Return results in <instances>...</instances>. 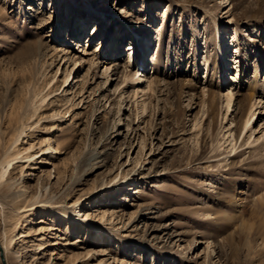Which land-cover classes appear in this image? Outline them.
Segmentation results:
<instances>
[{"label":"rangeland","instance_id":"374dc122","mask_svg":"<svg viewBox=\"0 0 264 264\" xmlns=\"http://www.w3.org/2000/svg\"><path fill=\"white\" fill-rule=\"evenodd\" d=\"M263 131L264 0H0V259L41 232L10 264H264Z\"/></svg>","mask_w":264,"mask_h":264},{"label":"bare ground","instance_id":"6f19581e","mask_svg":"<svg viewBox=\"0 0 264 264\" xmlns=\"http://www.w3.org/2000/svg\"><path fill=\"white\" fill-rule=\"evenodd\" d=\"M65 15L68 17V18H71V16H72V14H71V11L68 9V7H66L65 8ZM96 15H98L99 17H98V19H96V21H95V23L97 22L98 23V26L97 27H95V29L94 30H96L95 32H99V27H100V25H101V21H103V20H106L107 19V17H106V15L105 14H103V13H96ZM63 24H65V26H64V28H68L69 27V22L67 21V22H65V23H63ZM62 24V25H63ZM95 26V25H94ZM105 28V27H104ZM112 30L113 29H111V31L109 32V37H108V39H107V46L109 47V49H108V51L106 52L107 53V55H108V53L109 52H111L112 53V50H114V49H116L117 47H118V45H115L114 43V41H112V39H114V37L112 36L111 37V32H112ZM80 32V31H79ZM94 32V31H93ZM94 32V33H95ZM114 32V36L115 35H117L118 34V32H116L115 33V31H113ZM71 33V32H70ZM70 33H69V35H70ZM138 33V32H137ZM137 33H135V35L134 36H132L133 38H132V41H133V43L134 44H136V45H134L133 43H131V44H129V45H127V46H129V47H127V49L124 51V53H126L127 51H128V53L129 54H126L127 55V58H126V63H129L132 59H133V56L135 57L136 55H137V53H139L140 52V48L142 49V50H146L147 51V49L148 50H150V45H151V39L153 38V36H154V34L152 35V37L150 38V41H148L147 40V37H145V39L146 40H143V41H140L138 38H144L141 34H139L138 33V35H137ZM156 33V32H155ZM233 33V32H232ZM100 34L101 35H103V30H101V32H100ZM96 35H98V34H96ZM96 35H92V33H91V36L92 37H95ZM105 35V34H104ZM231 35V34H230ZM78 36H80V35H78V34H74V37H78ZM89 36V35H88ZM121 37V36H120ZM118 39H119V36L117 37ZM121 39V38H120ZM230 39H232V42L231 43H229L230 45L229 46H231L232 44H233V41H234V39H235V36H233V34H232V37H230ZM73 40V39H72ZM91 40V39H90ZM123 41V40H122ZM140 41V42H139ZM79 45V43H77L76 44V46H78ZM228 46V47H229ZM105 48V47H104ZM104 48H103V50H104ZM230 48V47H229ZM145 51V52H146ZM144 51L142 52L143 54L145 53ZM106 55V56H107ZM112 55L111 54H109V56L108 57H111ZM236 60V59H235ZM113 64H115V66H117V64H116V62H114ZM111 64H108V65H106V66H110ZM120 65V64H119ZM118 65V66H119ZM108 67L107 68H105V72H107L108 71ZM232 68V67H231ZM234 70L235 71H237V75H238V66H237V62H235V64H234ZM118 68L117 67H115L114 68V70H117ZM231 70H233V68L231 69ZM227 74V73H226ZM226 74H225V76L224 77H226ZM237 75L234 77V78H232V77H227V80H225V82H227L228 81V83L231 81V82H233V81H236V79H237ZM229 76V75H228ZM222 79H223V77H222ZM50 94V93H49ZM49 94H47V95H49ZM46 95V96H47ZM45 96V97H46ZM208 97L210 98H214L215 97V95H214V93L212 92V91H210V92H208ZM238 97V96H237ZM239 97H242V95H240ZM225 99H226V109L227 110H229V108H230V102H231V99H232V94L229 92V90L227 91V94L225 95ZM46 100L43 98L41 101H40V104L38 105V108H40L41 107V105L45 102ZM33 110H37V108L35 109V108H33ZM20 108L18 107L17 108V110H15L14 111V113L12 114V116H10L9 117V119H8V121H7V123H8V129H11L12 130V136H13V138H12V140H13V145L15 144V143H17V141H18V139H19V137L23 134V131H24V128H25V126H23V124H20V122H21V117H20ZM34 115V114H33ZM250 120H249V118L247 119H245V120H242V122L240 123V127H239V130H238V136L240 135V133H244L247 129H248V126L250 125ZM263 133H264V131H263ZM1 136H3V134H1L0 133V139H2V137ZM263 138H264V135H263ZM231 150H233V151H235V149L234 148H232ZM19 155H20V153H17V154H15L14 156H12V157H5V158H3L1 161H0V185L2 186V187H4L5 188V195L8 197V198H10L11 200H14L17 196H14L13 194H12V189H13V187L15 186L14 185V182L11 180V177H10V175H11V170H13V165H15V164H17L18 163V161H20L22 158L21 157H19ZM7 156H9V155H7ZM41 199V196H39V195H35V196H33L32 198H31V202H33V204H37L38 203V200H40ZM26 210H25V207H18V208H16L15 210H14V212L16 213V214H21V213H24ZM62 214L63 215H67L68 214V212H67V210L66 209H63V212H62ZM34 215H32V216H30V218H29V220L31 221V223L30 224H28V225H26V226H31L33 223V221H34V219H32V217H33ZM90 224V223H89ZM34 225V224H33ZM51 228H49L48 230H50ZM96 230H100V229H98V228H96ZM101 231V230H100ZM102 232V231H101ZM6 233V232H5ZM40 233L41 232H39V231H34L32 228H30V229H28V230H26L25 232H24V234L22 235V236H20V237H22L24 240L22 241V243H21V245H20V247L14 252V253H12V254H10L9 255V257H7L6 255H5V253L3 252V254H4V257H3V259H0V264H10V262H22L23 260H25V259H27V255L30 253V252H32L33 250H35L33 247H34V244H33V241H32V239L35 237V236H39L40 235ZM6 241H7V239H6ZM107 241L109 242L110 241V239H107ZM12 242V239L10 238L9 240H8V243H11ZM49 245H51V243H49V244H47L46 245V247H49ZM1 246H2V248H4V250L6 249L5 247L7 246L4 242L1 244ZM6 256V257H5ZM43 257V256H42ZM37 260L38 258H36V257H33V260ZM32 260V261H33ZM32 263V262H31ZM30 262H24V264H31Z\"/></svg>","mask_w":264,"mask_h":264}]
</instances>
